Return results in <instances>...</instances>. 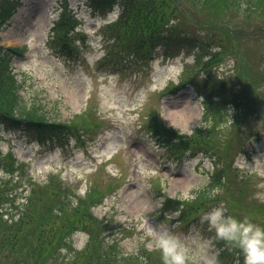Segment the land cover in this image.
I'll use <instances>...</instances> for the list:
<instances>
[{
	"label": "rangeland",
	"instance_id": "rangeland-1",
	"mask_svg": "<svg viewBox=\"0 0 264 264\" xmlns=\"http://www.w3.org/2000/svg\"><path fill=\"white\" fill-rule=\"evenodd\" d=\"M204 1L206 5L199 0H181L187 12L197 9L203 18H207L205 12L212 17L211 7L207 0ZM0 2L1 8L3 0ZM64 3L69 7V19L76 18L67 32L73 43L80 47V53L73 56L68 48L56 47L51 39L53 22L58 19L59 6ZM19 4L0 37L4 46L22 48L21 55L9 62L16 74L15 80L21 83V92L27 102L40 103L53 120L73 121L76 128L71 131L80 139L77 143L69 139L72 143L67 149L49 151L0 127V185L11 174L18 175L23 183L16 202L11 203L0 196V212L13 221L10 225L0 221V228H12L15 237L24 230L26 218L20 217L21 209L17 204L27 202L21 196L28 195L31 189L37 198L69 196L72 205L78 199L75 195L85 197L88 191L97 190L105 196L102 205L95 209V216L99 220L105 219L101 221L109 227H101L103 234L105 236L108 228L110 236L105 237L119 248L120 253L112 252L110 258H99L95 264H144L147 258L150 264H163L155 241L157 233L165 229L192 238L189 241L192 256L188 264H236L237 260L232 258L235 254L222 256L202 232L204 229L190 231L186 228L190 216L199 212L200 206L210 205V199L227 197V192L230 203L225 206L230 214L246 215L264 223V198L254 195L258 191L264 193V188L257 187L264 181V110L256 106L251 116L242 119L243 132L257 126V130L263 131L262 141L259 136L236 135L233 116L243 105L235 108L223 103L225 106L220 108L221 100L204 81L206 75L203 72L197 75V83H201L200 95L190 85L182 91L165 93L172 85L200 71L202 64L198 61L184 56L168 60L159 58L151 67H146L135 65L136 57L131 54H127V58L123 53L117 56L121 51L112 46V38L122 28L117 20L118 11L104 18L96 15L85 0H20ZM243 10L246 12H241L238 17L242 31L231 30L232 38L221 36L223 46L212 49V67L227 84L226 77L235 84L239 72L246 74L244 77L252 81L254 90L248 86H228L252 103L256 101L257 92L264 101V43L256 32L260 28L264 34V11L261 7L250 8L244 2ZM227 18L235 19L234 16ZM215 31L219 32V28ZM201 56L203 62L210 57L204 52ZM219 109L214 115L206 114ZM192 111L195 116L186 122ZM152 120H160L184 134H192L197 126H201L202 136L203 131L212 128L205 133L206 137L202 136L204 142L193 137L194 134L188 141L193 150L194 144L198 149L207 150L211 159L202 155L190 159L165 154L158 148L159 142L163 141L159 131L144 127ZM65 136L64 141H67L68 135ZM232 136L248 142L243 154L236 148L229 150L231 156L240 154L235 157L234 164L222 156L217 145L218 141L225 144ZM222 166L229 172L227 184L223 182ZM209 172L215 174L211 176ZM45 179L47 182H43ZM110 184L117 185L106 191ZM206 185L213 186L216 193L207 195L205 189L197 196L198 202H193L191 197ZM164 195L189 202L173 207V203L163 201ZM250 201L255 208L249 209ZM195 215L199 217L195 219L199 226L205 228L206 223H200V213ZM34 233L20 239L19 244L26 247L34 244L37 236ZM86 241L85 233H75L72 236L75 247L71 243V249L81 250ZM11 244L19 249L14 237H9L0 247ZM231 247L228 252L235 248ZM17 252L0 264H15ZM100 253L104 254L102 248H99ZM138 256L142 257L134 263L132 258ZM26 259L30 261L29 257ZM239 261L243 264V260Z\"/></svg>",
	"mask_w": 264,
	"mask_h": 264
},
{
	"label": "trees",
	"instance_id": "trees-1",
	"mask_svg": "<svg viewBox=\"0 0 264 264\" xmlns=\"http://www.w3.org/2000/svg\"><path fill=\"white\" fill-rule=\"evenodd\" d=\"M207 1L213 13L211 17L205 12L207 18H203L201 11L197 9L187 12L183 8L181 0L178 3L175 0H89L88 3L94 11L100 14L108 13L116 5L120 6L119 23L122 28L116 34L115 42L112 46L121 51L117 56L121 53L127 55L128 52L135 56L136 59L133 60L135 65L148 66L157 55H164L165 57H174L182 53L195 55L196 61H198L199 65L202 64L201 68L206 72L207 78L205 81L211 85V89L216 92L221 100L220 108L225 106L223 103L235 108L243 105V108H238L233 116L235 127H237L238 131L236 135L259 136L261 139L260 135L263 131L261 129L257 130V126L251 127L249 132H243L242 129V126L245 125L242 123V119L251 116L256 110V106L264 110V105H261L264 104V101L259 96L260 92L256 93L259 101L256 98V101L254 100L252 103H248L247 99L244 100L239 97L229 86L235 85L236 88L248 86L254 90L255 87L252 81L239 72L240 77L235 84L231 82V78L226 77L228 86L223 76H219L213 70L212 49L223 46L221 36L228 38L231 37V30H236L238 33L242 31L240 28L242 22L238 17L242 15L241 12H246V10L241 11L243 2L248 4L250 8L261 7L262 11H264V0ZM199 2L204 5L207 4L204 0H199ZM19 3L20 0H3L0 8V30L15 13L17 6L20 5ZM69 16L67 9H65L60 19L56 22L52 43L58 48L67 47L70 54L77 55L80 52L79 47L73 43L72 38L67 34L70 24L76 19H69ZM231 16H234L235 19L227 18ZM69 21L70 23H67ZM213 25L216 26L213 27ZM215 28H219V32H216ZM256 32H259L258 36L264 43L263 30L259 28ZM258 36L255 38H258ZM17 52L16 49L5 50L0 46V124L10 127L16 132H22L32 140L43 144L52 141L64 143L66 134L76 136L71 131L73 126L64 122L51 121L45 113L39 111L36 104L28 105L26 103L20 94L18 82L14 79L9 68L12 54H17ZM203 52L210 56L204 62L201 56ZM206 68L209 70L206 71ZM191 83L200 90L201 83L194 81H191ZM259 85L262 84L259 83ZM219 111L220 109L212 112L207 111V114L214 115ZM153 128L163 136L162 143L171 152L180 157L185 156L188 152H190L191 156L203 151L209 154L205 149H198L195 144L193 146L194 150L190 148L188 141L192 140V136L177 133L166 128L161 123L154 124ZM200 130L202 128H197L193 137L197 136L204 142L205 133H209L212 128L205 130V132L203 131V137L200 135ZM76 138L80 139L79 135ZM245 144L246 142L239 136L230 137L225 144H222L221 141L217 142L222 156L231 161L234 156L230 155L229 150L236 148V151H242ZM220 171L222 172L223 182L227 184V179L230 177L228 170L222 166ZM213 181L215 180L213 179ZM217 184L221 185L222 182H217ZM22 185L23 183L20 179L16 180V177L11 175L8 180L0 185V196L14 203L18 197V189ZM206 189L207 195L216 193V191L214 192L215 188L211 185H208ZM202 192L197 196H200ZM26 199L27 202L20 201L17 204V207L21 209L20 217L26 218L23 225L25 227L24 230L17 233V236H19H14L12 228L10 230L7 227L0 228L3 229L0 231V246L9 237H14V239L17 238L19 249L17 250L13 244L7 247H0V261H8L9 257L11 255L14 256L15 251H18L14 260L15 264H95L98 263L99 258L105 260L110 258L112 252L115 255L120 253L117 246L107 241L103 234L104 230L101 229L104 226L101 221L92 217L88 204L83 200H78L76 204L72 205L73 202L66 195L56 199L51 198L50 195L37 198L32 189ZM35 199L37 201L30 205ZM192 201L198 202V199L196 198ZM167 202H171L176 206L182 203L187 204L189 201L168 200ZM220 202H223L224 205L230 203L228 192L227 197L221 200H208L210 205L200 206L199 212L195 213L202 215L203 211L219 205ZM248 205L249 209L255 208V206H252L253 201H250ZM195 213L190 216V222L199 218ZM0 221L8 223V225L13 222L9 216L4 217V212H0ZM197 222L198 220L194 221V223ZM77 230H83L89 234V240L81 251L71 249L72 235ZM34 232L37 235L34 239V244L27 247L19 244L18 241L20 239L34 235ZM214 242L221 250L222 256L229 255L227 253H231L230 255L239 253L236 248L232 252H228L227 250L232 248V244L217 235ZM223 244L226 245V250H224ZM99 248L103 249L104 254H99ZM24 253L25 255H23ZM26 257H29L30 261ZM141 257H134L132 260L135 263ZM147 261L148 258L143 263L150 264Z\"/></svg>",
	"mask_w": 264,
	"mask_h": 264
},
{
	"label": "clouds",
	"instance_id": "clouds-1",
	"mask_svg": "<svg viewBox=\"0 0 264 264\" xmlns=\"http://www.w3.org/2000/svg\"><path fill=\"white\" fill-rule=\"evenodd\" d=\"M264 188V181L257 185ZM257 198H264V193H254ZM200 223H207L216 235L230 242L243 256V264H264V223L249 216L230 214L224 203L203 211ZM195 227V226H194ZM191 237L170 230H163L156 235V247L161 252L163 264H188L192 256L189 246ZM236 264H240L239 259Z\"/></svg>",
	"mask_w": 264,
	"mask_h": 264
},
{
	"label": "bare ground",
	"instance_id": "bare-ground-1",
	"mask_svg": "<svg viewBox=\"0 0 264 264\" xmlns=\"http://www.w3.org/2000/svg\"><path fill=\"white\" fill-rule=\"evenodd\" d=\"M195 116V112L194 111H192L191 113H190V115H189V118L187 119V121L186 122H189V121H191L192 119H193V117Z\"/></svg>",
	"mask_w": 264,
	"mask_h": 264
}]
</instances>
